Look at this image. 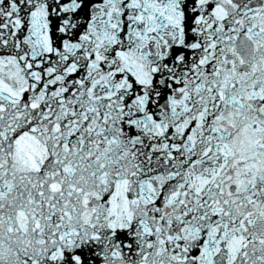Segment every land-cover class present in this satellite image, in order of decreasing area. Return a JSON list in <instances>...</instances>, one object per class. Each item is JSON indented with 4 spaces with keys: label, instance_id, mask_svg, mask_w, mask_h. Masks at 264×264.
Here are the masks:
<instances>
[{
    "label": "water",
    "instance_id": "1",
    "mask_svg": "<svg viewBox=\"0 0 264 264\" xmlns=\"http://www.w3.org/2000/svg\"><path fill=\"white\" fill-rule=\"evenodd\" d=\"M0 264H264V24L0 0Z\"/></svg>",
    "mask_w": 264,
    "mask_h": 264
}]
</instances>
